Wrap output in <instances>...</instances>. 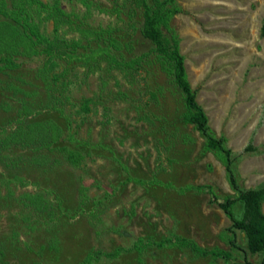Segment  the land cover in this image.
<instances>
[{"label": "rangeland", "instance_id": "obj_1", "mask_svg": "<svg viewBox=\"0 0 264 264\" xmlns=\"http://www.w3.org/2000/svg\"><path fill=\"white\" fill-rule=\"evenodd\" d=\"M178 3L190 84L264 214V0ZM61 7L57 25L36 21L62 53L19 51L17 37L16 66L0 70V264H243L247 236L218 204L236 193L182 120V92L141 35L142 0ZM8 29L22 32L0 19ZM18 129L54 141H4ZM35 193L44 209L24 197ZM234 211L244 218V203Z\"/></svg>", "mask_w": 264, "mask_h": 264}, {"label": "trees", "instance_id": "obj_2", "mask_svg": "<svg viewBox=\"0 0 264 264\" xmlns=\"http://www.w3.org/2000/svg\"><path fill=\"white\" fill-rule=\"evenodd\" d=\"M143 5V23L140 28L141 35L147 38L154 45L153 49L159 60L161 68L171 77L174 85L182 92L185 110L182 114V120L185 123L192 124L204 138L202 152H211L223 164L228 182L235 191V195H227L223 201L219 202V207L231 220L232 227L244 230L248 245L240 247L244 253L243 264H264V214L260 211V191L243 189L236 177L234 170V156L230 147L227 146L226 138L223 135H217L211 128L208 116L203 106L196 98V90L192 88L185 65V57L180 50V39L174 30L171 22L174 16L181 12L178 0H142ZM44 13L45 19H52L57 25L59 16L64 13L61 7V0H18L14 6H8L5 0H0V19L12 21L18 25L22 32L12 29L8 36L5 32L0 33V70L3 68H12L16 63L12 59V52L17 48V37L19 38V51L32 50L52 57L55 54H61L62 40L58 35L47 36L41 31L36 17ZM102 31V30H101ZM18 34V35H17ZM260 34L264 37V17L260 27ZM99 51L107 50L100 47ZM111 61L116 60L111 56ZM117 63V62H116ZM132 64V63H131ZM30 140L32 143H38L41 146H48L54 140L50 137H35L32 134L20 135L19 129L9 131L4 141L13 144L23 143ZM71 157L76 158L75 151H70ZM79 156V154H78ZM198 186L197 188H204ZM29 203L35 207L41 206L44 209L46 204L44 198L37 193L25 194ZM242 201L246 207L244 218H238L234 211V204ZM235 243L234 239L231 241ZM261 253L258 263L250 258L253 253ZM89 259L83 260L80 264H87Z\"/></svg>", "mask_w": 264, "mask_h": 264}]
</instances>
